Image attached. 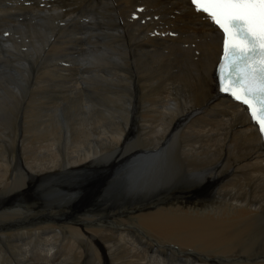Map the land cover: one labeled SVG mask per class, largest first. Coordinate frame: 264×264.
<instances>
[{
	"label": "bare ground",
	"instance_id": "obj_1",
	"mask_svg": "<svg viewBox=\"0 0 264 264\" xmlns=\"http://www.w3.org/2000/svg\"><path fill=\"white\" fill-rule=\"evenodd\" d=\"M25 2L0 0V33L37 10ZM67 2L39 5L52 44L0 38V246L32 245V264L86 249L101 264H264V145L219 93L215 28L186 0ZM19 48L78 63L68 82L59 64L30 83Z\"/></svg>",
	"mask_w": 264,
	"mask_h": 264
},
{
	"label": "snow or ice",
	"instance_id": "obj_2",
	"mask_svg": "<svg viewBox=\"0 0 264 264\" xmlns=\"http://www.w3.org/2000/svg\"><path fill=\"white\" fill-rule=\"evenodd\" d=\"M188 3L217 31L220 90L246 106L259 134L264 136V0Z\"/></svg>",
	"mask_w": 264,
	"mask_h": 264
},
{
	"label": "rangeland",
	"instance_id": "obj_3",
	"mask_svg": "<svg viewBox=\"0 0 264 264\" xmlns=\"http://www.w3.org/2000/svg\"><path fill=\"white\" fill-rule=\"evenodd\" d=\"M24 1H26L25 2V5L26 6H36L37 7V10L36 11H34V12H32V13H29V14H25V15H23L22 17H18V18H20V20H19V24H17V23H13V24H11L10 26H9V29L7 30V31H4V32H1L0 33V38L4 35L5 37H6V39H7V41L8 42H12L14 45H18L19 46V44H20V46H23L24 48H28L29 46H31V45H33V44H36V43H38L39 41H44L46 38H49L51 35H52V33H53V31H54V35H55V37L50 41V44H52L53 42H55V40H57V38H59V36H58V34H59V29H60V27H58V26H56V27H58L57 29H54L53 31H51L52 29H43L42 27L44 26V22H42L41 21V19H39V17L38 16H40V15H42L43 13L40 11V10H45V9H47V8H49V7H54V5H60V6H62V7H59V8H57V10H55V11H53L52 9V12H53V14H58V12L61 14H67V12L69 11V10H71L72 9V7L73 8H76L77 7V5L74 7L73 5H69V2H67V3H65V0H44V1H42V0H24ZM50 4H49V3ZM43 3H45V4H43ZM59 3V4H58ZM32 4H34V5H32ZM39 5H40V12L38 11V8H39ZM51 5H53V6H51ZM64 5V6H63ZM49 6V7H48ZM66 7V8H65ZM62 8V9H61ZM68 8H70V9H68ZM66 11H65V10ZM63 11V12H60V11ZM37 12V13H36ZM36 15H35V14ZM32 15V16H31ZM44 15V14H43ZM36 17V18H35ZM67 16L65 15V18H66ZM32 18V19H31ZM34 18V19H33ZM36 20V21H35ZM22 22V23H21ZM39 22H40V24H39ZM16 25V26H15ZM35 27H34V26ZM43 25V26H42ZM41 26V27H40ZM60 26V25H59ZM15 27V28H14ZM24 27V28H23ZM26 27V28H25ZM34 28V29H33ZM39 29V30H38ZM19 30H21V31H19ZM23 30V31H22ZM35 30V31H34ZM1 31H3L2 29H1ZM26 31V32H25ZM47 31V32H46ZM50 31H51V33H50ZM12 32V33H11ZM25 32V33H24ZM29 32V33H28ZM4 33V34H3ZM6 33H7V35H6ZM10 33V34H9ZM24 33V34H23ZM42 33V34H41ZM44 33V34H43ZM48 33V34H47ZM33 34V35H32ZM50 34V35H49ZM27 35V36H26ZM47 35V36H46ZM14 36V38H12ZM24 36V37H23ZM66 36H68V37H70L69 35H66ZM57 37V38H56ZM44 38V39H43ZM26 39V40H25ZM15 40V41H14ZM31 44V45H30ZM84 44V43H83ZM85 48H84V47ZM82 47H80V49H81V51H80V53L81 52H83V53H85L86 52V50H87V46L86 45H83ZM23 47H21V48H23ZM21 48H19V49H17V50H14L15 51V53L14 54H17L18 56H20L19 58H21V60H23V57H22V55L21 54H23L25 57H28V58H30V60L28 61V59L27 58H25V59H27L26 61L28 62V67H27V70H28V73L30 74H28L27 75V80L30 82V83H32V82H34V81H36L37 79L35 78V76L36 77H41L42 75H44L45 73L47 74L48 72L49 73H52V72H50L51 70H56V69H53V67L54 68H57L58 66H59V64H62V66H61V68H60V66L58 67V68H60L62 71H59V73L57 74V76H58V80L60 79V80H63V83H65V81L66 82H68V77L65 79V78H62L61 77V74H62V72L64 71V72H66L65 70H68V68L69 69H73L74 68V66L76 65V63H78V59L77 58H73V55H65L66 54V52H65V54H64V52H63V56H61V57H59V58H57V59H54V62L53 63H47V62H45L43 65H41V64H38V63H34L32 60V57H29L28 55H25V53L24 52H21V54L19 53L20 52V50H21ZM83 49V50H82ZM84 49H86L85 51H84ZM69 56V57H68ZM70 56H71V58H70ZM76 55H74V57H75ZM19 58L18 59H15V60H19ZM64 58H66V59H64ZM67 58H68V60H67ZM63 59V60H62ZM56 60V61H55ZM59 60V61H58ZM67 60V61H66ZM71 61V62H70ZM74 62H76V63H74ZM56 63V64H55ZM58 63V64H57ZM68 63V65H66ZM72 63V64H71ZM14 65V68H10L11 69V72H13V70L14 69H16L18 66H21L20 65V63H13ZM33 64V65H32ZM53 64V65H52ZM67 66V69H66V66ZM0 65H2V63H1V61H0ZM31 65V66H30ZM41 65V66H40ZM48 65H49V68H48ZM63 65H64V67L65 68H63ZM35 66V67H34ZM40 66V68H38ZM53 66V67H52ZM69 66V67H68ZM4 67V66H3ZM22 67V66H21ZM47 67V68H46ZM24 68V67H23ZM36 68V69H35ZM47 70H46V69ZM81 68V67H80ZM46 71H45V70ZM65 69V70H64ZM49 70V71H48ZM2 71V70H1ZM31 72V73H30ZM35 72V73H34ZM4 73L5 72H3V74H2V72L0 73V77H3V75H4ZM34 73V74H33ZM41 75H40V74ZM44 73V74H43ZM53 73H55V72H53ZM67 73V72H66ZM33 75H35L34 77H33ZM85 75V76H84ZM32 76V77H31ZM59 76H60V78H59ZM11 77L12 78H14V76L13 75H11ZM79 77L80 78H82V77H86V73H81L80 75H79ZM83 79V78H82ZM49 81H51V79L49 80ZM62 83V81H60V85H62L63 84ZM43 89H45V90H43ZM43 89H42V91H46V87H43ZM49 89H50V86H49ZM47 92H49V91H47ZM51 93V92H50ZM53 93V92H52ZM24 125V126H23ZM23 125L21 124V126L18 128V130H19V134L21 135V137H23L24 136V131L23 130H25L26 128V125H25V123H23ZM27 126H28V124H27ZM17 180V179H16ZM14 193H19V191L18 192H14ZM134 226L135 225H133L132 226V228H133V230H137L136 228H134ZM137 227V226H136ZM138 228V227H137ZM36 230V229H35ZM38 230H36V232H37ZM25 236H28V235H26V234H24ZM20 236V238H21V242H17V243H22L23 244V239H25L26 237L25 236ZM30 236V235H29ZM28 236V237H29ZM57 236V238L58 237H61V238H55V239H53L52 241H50L51 243L52 242H54V241H57L58 243H60V244H62L63 243V241L65 240V234L64 235H60V234H57L56 235ZM130 237V236H129ZM60 239H61V242H60ZM64 239V240H63ZM16 243V244H17ZM48 243V242H47ZM49 245H51L50 243H48ZM4 246H0V251L2 252V254L0 255L1 256V258L3 259L2 261L3 262H5V263H7V264H32V263H34V262H36L35 260H33V259H35L33 256H29L28 258H25V257H23L24 255H25V250L26 251H29V247L31 246L32 247V245H28V244H23L22 246H23V248L24 249H19V248H17V251L13 254V251L11 250V248L9 249L8 247H6V246H9V244H3ZM19 247V246H18ZM27 248V249H26ZM140 249H142V248H147V249H149V247L147 246V245H144V243H142L141 242V246L139 247ZM9 249V250H8ZM85 249L86 248H82V250L85 252ZM20 251V252H19ZM194 252H195V250H193ZM192 251V252H193ZM193 252V253H194ZM18 253H22V255H19ZM86 258H87V249H86ZM29 254V253H28ZM57 255V256H56ZM166 254H164V255H160L161 257H163V256H165ZM21 257V258H20ZM58 259H57V258ZM62 257H63V254H62ZM33 258V259H32ZM64 258H66V256L65 257H63V258H61V257H59V254H57V253H55L54 255H53V257L52 258H50L48 261H50V264H79V261H77L76 259L74 260L73 258L72 259H69V260H67V259H64ZM86 258L85 259H83V260H81L80 261V264L82 263H85V264H95L96 262H97V259L95 260V258H92V257H89L87 260H86ZM91 258V259H90ZM174 256H170L169 257V259H171L172 261H174ZM8 259V260H7ZM63 259V260H62ZM241 259H244V258H241ZM245 259H249V258H245ZM10 260V261H9ZM14 260H16L15 262H14ZM67 260V261H66ZM70 260H72V261H70ZM85 260V261H84ZM91 260V261H90ZM13 261V262H12ZM30 261V262H29ZM10 262H12V263H10ZM19 262V263H18ZM183 262H187V261H183ZM183 262H178V264H183ZM3 264V263H2ZM97 264H101L100 263V260H98V262H97ZM188 264H195L194 262H192V261H189L188 262ZM250 264V263H249Z\"/></svg>",
	"mask_w": 264,
	"mask_h": 264
}]
</instances>
